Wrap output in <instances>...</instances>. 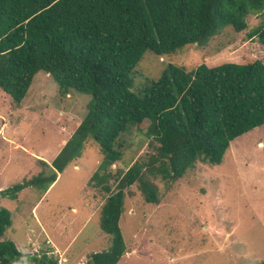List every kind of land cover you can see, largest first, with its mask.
Listing matches in <instances>:
<instances>
[{"label": "trees", "instance_id": "obj_1", "mask_svg": "<svg viewBox=\"0 0 264 264\" xmlns=\"http://www.w3.org/2000/svg\"><path fill=\"white\" fill-rule=\"evenodd\" d=\"M264 9V0H0V90L19 103L32 77L42 72L65 94L89 95L86 112L42 173L0 190L16 199L25 188L45 192L66 165L79 157L86 140L101 153L89 180L120 159L118 139L127 127L146 121V138L157 144L147 163L133 162L99 214V228L110 237L108 250L92 253L88 264H116L124 253L118 227L124 190L135 182L146 203H157L156 188L142 179L177 180L196 162L219 165L229 143L264 124V65L222 63L191 71L168 64L155 81L132 92L134 66L146 51L161 57L187 45L204 46L225 27L246 29L245 18ZM264 47V24L247 35ZM56 175V176H55ZM108 192L106 185H101ZM0 208V238L10 226ZM13 242L0 241V264L25 263ZM35 264H57L43 252ZM264 264V259L259 263Z\"/></svg>", "mask_w": 264, "mask_h": 264}, {"label": "rangeland", "instance_id": "obj_2", "mask_svg": "<svg viewBox=\"0 0 264 264\" xmlns=\"http://www.w3.org/2000/svg\"><path fill=\"white\" fill-rule=\"evenodd\" d=\"M245 22L244 31L225 27L204 46H183L161 57L144 52L133 68L131 91L155 81L168 64L187 72L200 64L264 65V47L247 38L264 24V9ZM89 100L73 90L60 93L42 72L32 77L19 103L0 90V190L52 172L39 160L55 157L83 119ZM147 124L121 133L120 159L99 173L106 175L101 185L108 192L89 180L102 156L86 140L79 157L66 165L41 199L43 192L32 187L14 200L0 196V208L9 211L11 221L1 240L13 242L29 258L13 264H35L30 257L43 252L57 264L61 256L69 264H88L90 254L108 250L110 237L99 228L100 210L133 162L147 163L156 155L157 144L144 136ZM141 173L155 186L157 203L144 202L138 182L124 190L118 220L124 253L116 264H259L264 259V124L232 140L219 165L196 162L174 181L153 177L147 166ZM34 232H39L38 240ZM54 249L60 256H53Z\"/></svg>", "mask_w": 264, "mask_h": 264}, {"label": "crops", "instance_id": "obj_3", "mask_svg": "<svg viewBox=\"0 0 264 264\" xmlns=\"http://www.w3.org/2000/svg\"><path fill=\"white\" fill-rule=\"evenodd\" d=\"M60 150V149H59ZM59 152V151H58ZM34 156H36V155H34ZM37 157V156H36ZM37 158H39V157H37ZM39 160V159H38ZM38 160H36V161H38ZM42 162L43 164H45V165H50V162L51 161H49V162H45V161H43V160H39V162ZM59 177H60V174L59 173H57V176H56V179H55V181L52 183V184H50L48 187H47V189L45 190V192H43V194H42V196L40 197V199L44 196V195H46L47 194V192L53 187V185L55 184V182L59 179ZM39 199V200H40ZM38 203V202H37ZM37 205V204H36ZM34 209V208H33ZM33 211V210H32ZM36 224H38L37 223V221H36ZM39 228V227H38ZM40 229V228H39ZM40 231H41V229H40ZM38 236H39V232H34V238H35V240H38ZM0 241H2L1 240V238H0ZM46 242V244H51V242L49 241V240H46L45 241ZM34 245H36V242L32 245V246H34ZM17 249V248H16ZM35 249V248H34ZM64 250V249H63ZM63 250H62V252H61V254L63 253H66V252H63ZM18 251V250H17ZM52 251V250H51ZM58 251V249H54L53 251H52V254H53V256L55 255V254H59V256H60V253H58L57 252ZM59 264H69V261H68V259H67V257L66 256H61L60 258H59ZM61 261H65L64 263L62 262L61 263Z\"/></svg>", "mask_w": 264, "mask_h": 264}]
</instances>
